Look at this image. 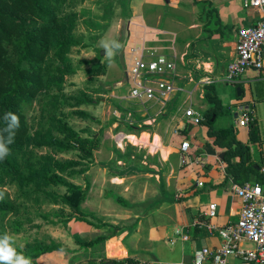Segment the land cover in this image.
Here are the masks:
<instances>
[{"label": "crops", "instance_id": "obj_1", "mask_svg": "<svg viewBox=\"0 0 264 264\" xmlns=\"http://www.w3.org/2000/svg\"><path fill=\"white\" fill-rule=\"evenodd\" d=\"M100 1L86 10L94 21L91 27L108 38H118L125 30V67L131 47L143 48L147 60L164 56L175 65V86L181 91L152 100L131 98L125 70V95L113 91L110 100L97 107L105 117V132L94 134L100 142L82 177L91 188L80 210L93 225L74 219L62 220L56 228L44 226L37 236L40 242L33 245H54L69 253L52 251L36 263L115 264L130 259L135 264H192L197 251L222 246L218 231L236 222L242 202L234 192L240 184L227 170L225 151L209 136V127L195 124L185 111L192 109L205 118L212 108L205 97L210 88L221 109L211 119L213 129L232 128L236 140L250 148L255 167L264 172V64L234 83L222 80L235 57L238 33L255 24L259 13L244 8L240 0H125L115 2L111 11L101 9ZM112 43L116 47V39ZM205 79L213 82L205 84ZM106 104L115 110L106 111ZM242 107L252 110L257 141L250 139L248 125L236 123ZM86 113L92 122L101 121ZM118 125L120 148L110 141V127ZM258 182L252 174L248 183ZM261 186L264 190V183ZM97 238L102 240L82 246ZM239 248L252 250L253 244L242 242ZM202 264L215 263L210 259ZM225 264L254 263L235 253Z\"/></svg>", "mask_w": 264, "mask_h": 264}, {"label": "trees", "instance_id": "obj_2", "mask_svg": "<svg viewBox=\"0 0 264 264\" xmlns=\"http://www.w3.org/2000/svg\"><path fill=\"white\" fill-rule=\"evenodd\" d=\"M68 1L0 0V129L5 127L3 118L6 113L14 112L20 118L15 142L8 145L10 154L0 160V192L5 184H13L21 194H42L48 204L65 205L73 216L78 215L65 217L64 222L75 219L92 224L86 219L89 214L79 208L87 188L75 185L67 178L86 173L93 163V151L97 149L100 137L82 138L60 116L64 107L76 109L95 104L84 92L75 96L64 94L66 78L76 74L68 55L80 46L74 36L78 16L76 12L66 11ZM205 97L212 108L199 123L204 122L209 127V136L214 137V143L225 151L227 170L240 185L248 183L252 174L256 175L258 184H263L264 172L255 167L258 164L252 162L250 148L236 140L234 130L213 129L211 119L221 112L220 103L210 88H207ZM35 107L38 115L30 124L27 112ZM73 113L81 120L93 121L82 110H74ZM248 126L250 139L257 141L254 121L251 120ZM43 148L48 152L39 154L36 151ZM71 151L77 152L76 159L56 157V154ZM235 157L239 158L238 163L232 162ZM60 187L67 194L54 192ZM38 199L35 198L36 201ZM114 200L125 205L119 197L114 196ZM12 211L13 203L7 197L0 199V223ZM3 235L0 232V236ZM100 240L102 238H97L82 246L89 248ZM52 251L69 253L54 245H31L22 253L31 258L32 264H37L39 256ZM115 264L135 262L129 259Z\"/></svg>", "mask_w": 264, "mask_h": 264}, {"label": "rangeland", "instance_id": "obj_3", "mask_svg": "<svg viewBox=\"0 0 264 264\" xmlns=\"http://www.w3.org/2000/svg\"><path fill=\"white\" fill-rule=\"evenodd\" d=\"M115 2H117L116 4H120L123 3V0H101L100 7L104 10L108 8L111 11ZM94 3L95 0H69L66 7L67 12L77 13L78 17L74 29V36L80 46L72 49L68 55L76 74L66 78L64 94L65 96H75L79 92H84L91 100L96 102V105H87L76 109L64 107L60 112V116L82 138H90L97 132H101L103 136L105 127L102 129L101 126L105 117H102V113L98 112L97 107L105 103L106 100H110V94L113 91L118 95H125V78L123 74L125 68L122 67L119 61V53L125 49V30L123 29L118 38L113 35L111 38H108L105 34L93 29L91 24L94 21L86 10L91 8ZM119 23L124 24L123 22ZM110 26L111 21H109L108 26L104 28L103 32L105 33L106 29ZM113 38L116 39V43L118 40L121 44V48L118 51L117 47L112 43ZM104 40L108 43L113 53H116L111 62H109L106 50L101 46V42ZM101 51L104 52V55H101ZM92 71L96 73L90 74ZM115 86L118 87L116 88ZM106 107V111L108 109H111V111L115 110L109 104H106ZM74 110H82L97 115L101 121L95 123L90 120H81L74 115ZM37 115L38 111L36 107L27 112V118L30 124L35 122ZM115 120L111 119L112 122ZM109 125H113V123H109ZM110 128L113 130L110 141H113L115 146L120 148L118 142H122L121 127L118 125L115 129L113 126ZM36 151L39 154L48 152L44 148L37 149ZM56 157L73 160L76 159L77 152L71 151L65 154H56ZM82 177L74 176L72 178H66L76 185L81 184L83 187H86L88 192L91 188L89 180H84ZM1 190L4 193V197H7L13 203L14 211L8 214L3 223H0V232L12 236L15 240V247H18L22 252L28 251L31 245L40 242V231L44 226L49 225L56 228V225L58 226L62 223L65 217L72 215L71 211L65 205L48 204L42 194L30 196L21 194L22 192L13 184H5ZM54 192L58 195L67 194L66 190L62 187L56 188ZM35 198H39L38 201ZM82 202L79 208H81ZM74 216L76 217V215ZM37 236L39 237L37 238Z\"/></svg>", "mask_w": 264, "mask_h": 264}, {"label": "built area", "instance_id": "obj_4", "mask_svg": "<svg viewBox=\"0 0 264 264\" xmlns=\"http://www.w3.org/2000/svg\"><path fill=\"white\" fill-rule=\"evenodd\" d=\"M246 9H254L259 13L255 24L242 29L238 33L235 46V57L228 64L223 82L234 83L248 70H261L264 64V0H240ZM129 63L125 67L127 82L130 85L129 96L134 99L152 100L164 98L175 91V65L164 56H155L147 60L143 48L139 46L129 49ZM213 80L205 79V84ZM185 116L198 124L202 118L192 109L185 111ZM252 120V110L240 108L237 118L238 126H247ZM187 144L183 145L185 150ZM182 163L185 157L182 156ZM234 192L242 202L236 222L219 229L223 240L222 246L215 251L207 248L197 251L192 264H202L212 260L215 264H225L230 254H240L254 264H264V190L258 183H245L234 187ZM216 206H213L215 210ZM210 212L209 215H213ZM177 234L187 240L188 236ZM242 242L253 244L252 250H241Z\"/></svg>", "mask_w": 264, "mask_h": 264}, {"label": "clouds", "instance_id": "obj_5", "mask_svg": "<svg viewBox=\"0 0 264 264\" xmlns=\"http://www.w3.org/2000/svg\"><path fill=\"white\" fill-rule=\"evenodd\" d=\"M101 46L106 50L109 62H111L116 53H113L105 40L101 42ZM116 47L118 51L121 44L117 42ZM3 119L5 127L0 129V160L10 154L8 145L15 142L17 130L20 128V118L16 113L8 112ZM3 197L4 193L0 192V199ZM0 264H32V261L30 257H26L22 252L17 251L14 238L5 233L0 236Z\"/></svg>", "mask_w": 264, "mask_h": 264}, {"label": "water", "instance_id": "obj_6", "mask_svg": "<svg viewBox=\"0 0 264 264\" xmlns=\"http://www.w3.org/2000/svg\"><path fill=\"white\" fill-rule=\"evenodd\" d=\"M101 55H104V52L101 51L100 52ZM119 61H120V64L122 65L123 68H125V62H124V50H121L120 53H119ZM239 91V90H238ZM108 264H112L111 262L108 263Z\"/></svg>", "mask_w": 264, "mask_h": 264}]
</instances>
